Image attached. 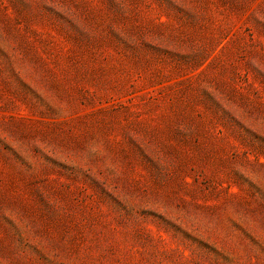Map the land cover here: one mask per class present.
Returning a JSON list of instances; mask_svg holds the SVG:
<instances>
[{
    "label": "rangeland",
    "instance_id": "obj_1",
    "mask_svg": "<svg viewBox=\"0 0 264 264\" xmlns=\"http://www.w3.org/2000/svg\"><path fill=\"white\" fill-rule=\"evenodd\" d=\"M0 264H264V0H0Z\"/></svg>",
    "mask_w": 264,
    "mask_h": 264
}]
</instances>
